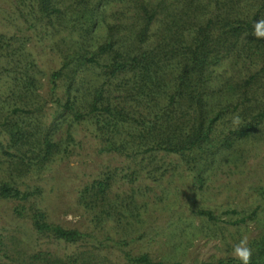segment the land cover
<instances>
[{
    "label": "rangeland",
    "instance_id": "obj_1",
    "mask_svg": "<svg viewBox=\"0 0 264 264\" xmlns=\"http://www.w3.org/2000/svg\"><path fill=\"white\" fill-rule=\"evenodd\" d=\"M57 1L63 14L48 19L41 15L38 0H0V181L21 192L39 190L27 206L34 204L48 222L86 237L69 244L41 236L28 217L13 213L16 200L0 198V264H39L31 258L38 253L64 259L81 252L96 264H133L128 256L143 254L154 262L200 264L233 256V247L242 239L249 245L259 234L257 223L233 225L234 216L225 212L249 213L259 204L256 188L264 185V136L245 145L238 166L225 164L202 186L177 155L158 151L130 158L99 152L102 139L88 103L104 81L102 69L93 64L79 68L70 96L67 79L53 84L52 73L81 42L95 50L110 24L118 25L121 51H131L138 29L132 15L138 3L108 0L101 23L83 36L77 0ZM159 26L155 23L153 31ZM236 67L225 62L215 76L221 80L235 75L236 69L246 73L242 64ZM118 96L113 92L112 99ZM68 97L77 101L84 119L76 121L64 112ZM4 121L27 127L39 141L48 135L60 143L61 151L20 173ZM107 176L111 181L105 200L93 205L92 190H84ZM199 209L213 211L220 220L208 221L195 213Z\"/></svg>",
    "mask_w": 264,
    "mask_h": 264
},
{
    "label": "trees",
    "instance_id": "obj_2",
    "mask_svg": "<svg viewBox=\"0 0 264 264\" xmlns=\"http://www.w3.org/2000/svg\"><path fill=\"white\" fill-rule=\"evenodd\" d=\"M38 3L41 15L48 19L63 14L57 0ZM75 3L83 36L90 34L101 23L98 19L108 0ZM134 3L138 6L132 18L138 22V29L131 51H121L118 25H107L106 36L95 50L81 42L64 55L62 68L52 73V82L65 77L70 96L79 68L88 64L100 67L104 81L88 103L90 118L102 139L99 152L130 158L158 151L177 155L202 186L207 176L225 164L238 166L245 145L264 136V42L252 36L254 22L264 19V0ZM155 23L160 26L153 31ZM225 62L233 69L242 64L246 73L236 69L235 75L219 80L215 69ZM113 92L119 94L115 101ZM74 98H67L64 112L80 121L85 116L78 112ZM3 126L10 146L17 150L14 166L22 174L61 151L60 143L48 135L39 141L32 131L16 122L4 121ZM71 140L68 132L67 141ZM24 146H28L26 151ZM110 181L107 176L84 190H92L90 203L105 200ZM38 193L21 192L9 182L0 181V198L16 200L13 213L28 217L39 235L69 244L84 242V233L50 223L34 204L27 206L29 198ZM256 194L259 204L249 213H225L234 216L230 221L233 225L257 223L259 234L248 245L252 249L250 264H264V185L256 188ZM195 213L210 222L220 220L211 210ZM31 258L39 264H96L85 252L64 259L45 253ZM128 260L133 264H180L154 262L146 254L128 256ZM200 264L241 262L226 256Z\"/></svg>",
    "mask_w": 264,
    "mask_h": 264
},
{
    "label": "clouds",
    "instance_id": "obj_3",
    "mask_svg": "<svg viewBox=\"0 0 264 264\" xmlns=\"http://www.w3.org/2000/svg\"><path fill=\"white\" fill-rule=\"evenodd\" d=\"M252 36L255 40L264 42V19H257L254 22ZM238 122V117L236 118ZM232 254L241 264H250L252 257V249L248 246L247 239H242L232 250Z\"/></svg>",
    "mask_w": 264,
    "mask_h": 264
}]
</instances>
